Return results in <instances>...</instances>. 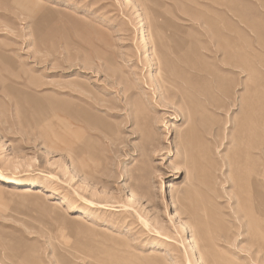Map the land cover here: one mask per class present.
Masks as SVG:
<instances>
[{"label":"rangeland","instance_id":"374dc122","mask_svg":"<svg viewBox=\"0 0 264 264\" xmlns=\"http://www.w3.org/2000/svg\"><path fill=\"white\" fill-rule=\"evenodd\" d=\"M250 119L264 0H0V264H264Z\"/></svg>","mask_w":264,"mask_h":264},{"label":"bare ground","instance_id":"6f19581e","mask_svg":"<svg viewBox=\"0 0 264 264\" xmlns=\"http://www.w3.org/2000/svg\"><path fill=\"white\" fill-rule=\"evenodd\" d=\"M151 34V31H150ZM250 124L247 126V130H244V137L246 139V144L248 148H255L259 151V154L257 156L253 155L252 153H250L249 151L246 152L247 154V160L245 162V170L247 171V176H246V181L247 184L250 187L255 188V190L257 191V196L260 199V203L257 204L258 205V209L257 212L259 213L260 218H263L264 221V165L261 161L262 155L264 156V144H258V143H253L251 138H252V133L251 131H255V128L258 129V127L254 126V120L250 119ZM262 133V132H261ZM260 145L263 146L262 148H260ZM255 156V157H253ZM263 165V169L260 171L257 170L256 171V167L258 168V166H262ZM254 171H256V173H259L260 179H253L252 180V176L251 174L254 173ZM17 183V182H15ZM37 195H41V191H39L37 193ZM53 206L56 209H60L61 205L58 203H54ZM51 208V206H50ZM59 220H63V218H61V215H58ZM66 222V221H65ZM72 222L75 223L76 225H80L82 223L85 222L84 217L77 215L76 217H74L72 219ZM220 223V222H217ZM155 253L154 251H152V254ZM155 255V254H154Z\"/></svg>","mask_w":264,"mask_h":264}]
</instances>
